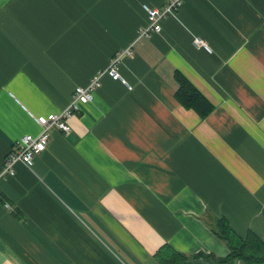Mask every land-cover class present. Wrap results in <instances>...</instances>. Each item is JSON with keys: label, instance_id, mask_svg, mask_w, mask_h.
<instances>
[{"label": "crops", "instance_id": "1", "mask_svg": "<svg viewBox=\"0 0 264 264\" xmlns=\"http://www.w3.org/2000/svg\"><path fill=\"white\" fill-rule=\"evenodd\" d=\"M0 0V264H245L211 227L264 241V0ZM195 38L209 46H197ZM129 50L130 53H125ZM118 57L32 167L8 153ZM181 73L212 103L176 97Z\"/></svg>", "mask_w": 264, "mask_h": 264}, {"label": "built area", "instance_id": "2", "mask_svg": "<svg viewBox=\"0 0 264 264\" xmlns=\"http://www.w3.org/2000/svg\"><path fill=\"white\" fill-rule=\"evenodd\" d=\"M182 4L183 0H167L161 8L145 5L149 23L140 29V36L151 37L154 33H161L163 20L175 14ZM195 44L209 49V46L201 38H195ZM125 53H130V51L126 50ZM118 60V57L114 58L109 68L96 75L87 86H78L73 93L71 104L66 109L61 112L37 116L36 121L42 127V131L38 135L26 134L16 147L12 148L4 163V174L14 175L17 162L32 167L36 157L47 149L51 140V132L54 129L69 133L71 130L70 118L80 110L81 104H86L93 99L94 90L99 85L101 76L106 72L112 77H119Z\"/></svg>", "mask_w": 264, "mask_h": 264}, {"label": "trees", "instance_id": "3", "mask_svg": "<svg viewBox=\"0 0 264 264\" xmlns=\"http://www.w3.org/2000/svg\"><path fill=\"white\" fill-rule=\"evenodd\" d=\"M176 79L178 101L198 112L202 118L209 115L214 109L212 103L181 73H176ZM211 227L230 249L225 259H239L245 264H264V241L254 232L241 237L225 218H213ZM156 257L159 264H182L189 256L164 246L157 252Z\"/></svg>", "mask_w": 264, "mask_h": 264}]
</instances>
